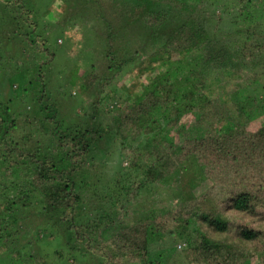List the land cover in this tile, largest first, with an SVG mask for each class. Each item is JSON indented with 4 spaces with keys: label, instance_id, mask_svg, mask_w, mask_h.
<instances>
[{
    "label": "trees",
    "instance_id": "1",
    "mask_svg": "<svg viewBox=\"0 0 264 264\" xmlns=\"http://www.w3.org/2000/svg\"><path fill=\"white\" fill-rule=\"evenodd\" d=\"M87 1L95 13L101 11L95 16L101 26L112 19L106 3L119 4ZM125 1L153 3L161 10L140 14L144 5L117 18L130 36L132 53L119 40L120 26L88 38L101 51L96 55L101 68L113 76L106 79L107 73L100 80L94 68L73 73L85 94L92 96L97 89L90 105L93 124L63 127L60 120L52 123L57 108L47 104L46 73L54 60L48 27L43 38L36 36L38 23L31 11L24 18V10L17 8L20 1L0 0L2 15H22L29 26L28 33H20L27 39L22 46L26 55L35 41L40 43L27 55L30 67L22 87L25 96H34L39 113L47 114L27 126L24 113L17 123L0 100V254L11 249L14 210L37 205L51 228H63V248L54 264H176L154 258L155 246L172 249L179 264H264V98L250 99L243 96L246 89H239L240 83L252 84L245 78L257 82L256 76H248L251 68L264 67V0H215L214 7L203 0ZM177 11L181 21L147 63L138 61L136 43L160 41L155 33ZM78 18L68 21L75 25ZM31 35L34 41L28 42ZM132 66L127 89L122 84L111 88L110 80ZM5 70L0 69V77H22L21 69L2 76ZM104 113L110 117L107 129L96 118ZM74 116L79 119L80 114ZM34 135L36 144L27 148L25 137ZM105 143L126 165H117L111 194L84 201L75 177L95 147ZM186 168L188 187L175 203L135 218L131 207L141 192L175 186Z\"/></svg>",
    "mask_w": 264,
    "mask_h": 264
},
{
    "label": "rangeland",
    "instance_id": "2",
    "mask_svg": "<svg viewBox=\"0 0 264 264\" xmlns=\"http://www.w3.org/2000/svg\"><path fill=\"white\" fill-rule=\"evenodd\" d=\"M17 1H20L17 8L21 7V9L24 10V18H27V12L31 11L30 17H32L33 20L35 19L36 23H38L35 33L36 36L43 38V28L46 29V27H48V46L51 53L54 54V60L46 73L48 83L47 93L50 97V101H48L47 104L53 102L57 108V112L52 116V123H55L56 120H60V122L63 123V127H77L79 125L78 123L82 124V127L86 126V124L91 126L93 122H91L89 118L92 113L90 105L96 100L93 98H95L97 94V89L92 90V96L85 94L78 85L80 79H76V82L73 81V73L78 74L80 70L90 72L94 68L100 80H103L107 75L108 77H106V79L112 78L113 73L101 68L102 65L98 62L96 56L101 51H97L93 41L88 42V38H90V36H99L107 31H111V28L120 26V30L118 31L119 40L122 39L121 42L124 43L123 47L128 52L132 53L133 47L128 45L130 36L124 34V30H122L123 26H121L123 24L117 21V18L123 16V13L127 11H132L134 13L136 9H141L145 3H134V1H132V3H125V0H119V4L117 3L115 6V3L112 1L108 4L106 3L105 10H108V14L112 12L110 14L112 19L106 25L103 23L101 26L100 20L95 18L96 15L99 16V12L101 11L96 9L95 13L87 0ZM203 1H205L206 7H214L211 2H215V0ZM14 7V4L9 6L11 10ZM159 7L160 6L157 4L148 3L140 14L151 10L156 12L157 10H161ZM177 13L179 12L177 11ZM16 14H19V12L16 11ZM181 15L182 13H179V15L174 13V15L170 17L172 21H169L162 29L155 33L156 36L154 37L156 40L160 38V41L154 42L151 45H144L140 39L137 40H140L136 43L137 47L135 48L139 56L138 61L147 63L146 61L149 58V54L154 52L155 48L160 46L159 43H161L168 36L170 31L177 26L181 21L179 18ZM72 16L77 18L80 17L83 20L80 21L78 18V21L73 25L74 23L68 21V18L72 19ZM209 19L210 18H207V20ZM60 29H62V31ZM57 30H60L62 34H59ZM28 31L29 26L23 21L22 15L10 14L4 16L0 12V45L2 46L0 49V69H7L1 72L2 76L6 73L13 74L18 69L23 71L22 77L19 76L21 79L18 76H9L7 78L0 77V100L6 103L5 105L9 112L11 110V114H15L14 116L17 123L21 120L19 119L21 117V112L24 113V118H26L25 124L27 126L40 116L47 115L45 112L39 113L35 106L34 96L29 95V93L25 96V90L24 87H22L23 75L26 74V70L30 67V61L28 60L33 55L34 49L37 50L40 44L35 41L34 48H32L33 51L31 50L29 51V55L27 54L30 57L26 55L22 46L27 39L26 37L23 38L20 33L25 34L28 33ZM112 33L113 30L111 34ZM34 38V35H31L28 42L34 41ZM98 39L99 42L102 41L101 38ZM132 68L133 66L126 68L123 70V74L119 73L110 80V82L113 83L110 85L111 88L114 85L122 84V86L127 89L132 78L126 74ZM34 73L35 71L31 72V75ZM248 73V76H256L257 82L253 83L248 77V79L245 78L246 81L252 84L247 87L244 84H239V89L247 90V93H244L243 96H247L253 100L256 98H264V67L251 68V71ZM125 75L127 77L124 79L123 77ZM26 87L28 91L33 90L28 84ZM234 89L238 88L234 86ZM131 91V88L128 89L130 94H132ZM124 94L125 92L121 95ZM10 98L11 100H9ZM99 98H101L102 101L103 95H99ZM73 112L80 114L79 119L75 116L72 117ZM51 115L52 114H50V116ZM32 116L37 117L34 118ZM96 118L98 124L102 125L104 129L110 126L108 124L110 122V117L105 113L104 115L100 114ZM15 136H17V133H15ZM25 141L27 148L35 145V135L28 140L27 137H25ZM112 148L113 146L108 143L96 146L95 150L86 161V167L83 172L75 177L77 186L80 188L78 191L81 193L82 200L85 201L87 199L92 203L98 197H106L107 193L111 194L116 188V176L114 174L117 173V165L120 164V167H124L126 165V160H120L119 157L117 158L116 155L113 154ZM2 173L4 174L1 170L0 176H4ZM189 174L190 171L186 168L179 176L180 179L174 181L175 186L168 184V187L165 188L150 187L148 190L141 192L142 195L131 207V211L135 214V218L145 217L159 208H165L175 203L177 201L176 195H179L188 187L187 180L189 179ZM78 178L82 180H78ZM127 181L128 180H124L122 182L124 183ZM159 202L161 203L159 204ZM32 206H34V208L30 211H21V209H18L19 211L16 209L14 210L13 216L16 219V223L11 232L14 238L10 246V251H7V253L3 255L0 254V264H54L55 257L58 255L59 250L63 248V228L61 226L51 228L50 221H45L43 215L39 212L40 208H38L37 205ZM1 212L2 208L0 207V214ZM13 249L18 250L19 254L16 255L13 253ZM152 251L154 258L162 256L165 260L174 261L176 264L180 263L176 255L173 254L172 249L169 252L167 249L162 250L159 249L158 246H155ZM168 253L171 254L170 257H167ZM73 264L76 263L73 262Z\"/></svg>",
    "mask_w": 264,
    "mask_h": 264
},
{
    "label": "clouds",
    "instance_id": "3",
    "mask_svg": "<svg viewBox=\"0 0 264 264\" xmlns=\"http://www.w3.org/2000/svg\"><path fill=\"white\" fill-rule=\"evenodd\" d=\"M60 42V41H59Z\"/></svg>",
    "mask_w": 264,
    "mask_h": 264
}]
</instances>
